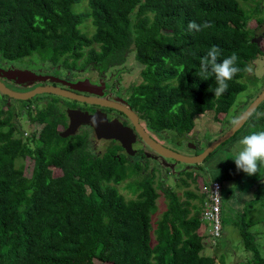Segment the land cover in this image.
<instances>
[{"label":"trees","instance_id":"obj_1","mask_svg":"<svg viewBox=\"0 0 264 264\" xmlns=\"http://www.w3.org/2000/svg\"><path fill=\"white\" fill-rule=\"evenodd\" d=\"M260 11L258 0H0V49L10 57L38 54L105 67L133 52L142 66L133 96L150 128L184 137L198 117L213 114L223 121L219 129L226 126L223 133L253 99L243 96L238 104L255 79L242 70L216 98L209 91L215 78L196 75L199 61L217 46L221 59L236 53L241 69L252 68L264 50L252 42L247 24ZM192 21L212 26L190 31ZM262 122L264 115L254 119L258 127ZM83 143L81 136L61 138L52 123L23 140L0 122V264H219L222 237L213 243L202 231L209 228L203 215L211 185L204 173L176 169L181 197L155 170L141 177L142 166L131 163L134 169L127 171L110 150L94 156ZM204 162L194 166L203 170ZM131 178L128 192L120 191ZM158 188L168 206L153 221ZM252 209L254 203L246 204L243 212ZM241 234L246 248L256 251L255 236Z\"/></svg>","mask_w":264,"mask_h":264},{"label":"flooded vegetation","instance_id":"obj_2","mask_svg":"<svg viewBox=\"0 0 264 264\" xmlns=\"http://www.w3.org/2000/svg\"><path fill=\"white\" fill-rule=\"evenodd\" d=\"M258 2L263 10L264 0H258ZM250 5L254 6L255 4L250 3ZM247 26L252 29V42H255L261 50H264V18L261 15L258 19L252 18ZM84 62V60L74 61L73 59L52 61L44 59L38 54L23 58L10 57L5 56L0 49V86L4 85L13 93H28L39 87L52 86L68 90L79 96L115 102L131 109L136 114L134 116L136 122L125 112L101 103L81 101L51 92L39 93L27 99H21L0 89V122L4 124V128L15 127L16 136L26 140L28 136L29 138L32 136L36 129L38 131L44 130L47 123L56 124V132L61 138L71 139L81 136L85 149L94 156L100 155L96 150L93 152L92 142L95 140L98 143H105L107 147L103 154L110 150L113 153L112 156L118 158L119 161H123L124 165L132 163L142 166L141 173L148 170L151 160L162 164V166L165 165L167 168L172 167L174 171H177L180 162L165 158L153 150L138 132L137 123L154 140L171 150L180 152L188 149L193 152L192 155H195L206 148L203 146L201 149V142L204 139L198 138L193 142L190 140L192 131L184 137H180L171 130L156 131L150 128L138 108L137 98L133 96L135 93L134 87L142 80L141 71H139L141 80H138L132 88H124L120 84L123 75L132 71L125 66L126 60L119 65L115 64L107 67L102 64L98 65L93 61L85 64ZM253 75V70L247 73V76L254 79ZM69 110L96 115L100 118L105 117L109 122L117 123L114 128H118V124L121 123L126 128L131 129L134 132L135 140H133L130 150L128 151L119 140L99 138L91 123H81L77 126L74 134L63 137L61 134L66 131L72 121ZM259 113H264V109ZM44 115L46 116L45 119H43ZM23 119L27 123L26 130L22 128ZM254 119H257V116ZM263 124L264 122L259 124L261 128L263 127L262 129H264ZM203 143H206V140ZM147 148L151 152H147ZM199 150L201 151L199 152ZM188 167L190 169L196 168L194 165L184 164L182 170ZM159 168L157 164H154L149 172L155 170L157 175V172L160 171ZM161 179L163 178L161 177Z\"/></svg>","mask_w":264,"mask_h":264},{"label":"rangeland","instance_id":"obj_3","mask_svg":"<svg viewBox=\"0 0 264 264\" xmlns=\"http://www.w3.org/2000/svg\"><path fill=\"white\" fill-rule=\"evenodd\" d=\"M242 6L247 12L251 11V8H247L246 3H242ZM260 15L264 18V7L263 10L261 9L258 16L255 15L254 18L256 19L257 17L258 19ZM85 27L89 29V35H91L92 25L90 21H87L85 23ZM82 60L83 59L79 61ZM125 63V66L128 69H131L132 71L123 75L120 84L124 88H132L138 82V80H141V77L139 76V71L142 70V66L139 64V62L135 60L133 52L128 54ZM252 69L256 85H253L252 87L240 93L238 104L241 103L240 100L243 98V96L247 98L250 96H254L253 98H255L257 94L260 93V91L264 88V55L259 56L257 57V59H255V61L252 63ZM253 89L255 93L253 92ZM263 109L264 104L253 115V117L248 120V122L241 129V131L236 133V135H234L228 141L223 143L210 156L207 157L204 162L203 170L201 168H194L193 170L196 174L204 173L208 182H212L213 180H219L223 183L222 220L224 232L226 234L222 236L220 240V245H218L223 250V256L221 258H217V262L219 264H259L261 262L260 257L264 258V174L249 176L243 171H239L237 169L233 159L222 161L223 159L227 158L228 154L231 151H233L240 138H242L244 135H247L252 130L261 129V126L258 127L254 125V118L256 117V114L260 111H263ZM243 111L244 110L240 109L236 114H234L235 116H239ZM201 117L202 116L198 117V119L196 120V127L191 133L192 136L190 140L192 142L198 138L206 140V143H203L204 140L201 142L202 149L203 146L207 147L212 140L222 134V131L226 128V126H222L221 129H219L220 125L223 124V121H219V123L215 121L213 119V114L208 116L207 114H205L202 118ZM22 128L23 130L27 129V123L24 119L22 120ZM92 146L95 148L92 149L93 152L96 150L101 156L105 148L107 147V144L101 142L98 143L94 140L92 142L91 147ZM147 152H151L150 149L147 148ZM180 153L185 155L193 154V152L188 149H184L180 151ZM25 162L26 159L24 160V163ZM154 164H157L158 167H160V171L157 172V176H159L158 179H160L161 177L165 178V185H169L174 190L179 191L181 193V197H184L185 195H183V191L178 188V185L180 183V181L177 180L178 174L172 169V167L167 168V166H162V164L151 160L147 168L148 170L146 172H149L150 168L154 167ZM183 167V163L178 164L179 170ZM126 169L127 171H131L132 169H134V166L127 165ZM140 175H142L141 177H143V173H141ZM141 177L139 176L137 177V179H141ZM183 177L185 178L186 175H183ZM132 180L133 178L122 183L119 186L120 191H122L123 193L128 192V190H126L124 186ZM189 182L191 183V191L200 195V191L196 187L197 184L195 182H191V180H189ZM158 191L161 196L157 202L158 211L153 216V221L159 220L162 216V213L167 209L168 206V198H166L165 193L160 188H158ZM245 194L246 197L244 198ZM259 197L261 198L259 199ZM236 199L238 202H240L239 204H237L238 206H241L242 204L246 203L248 205L250 203H254L255 209H252L246 213L239 212V209L237 208L235 202ZM198 202L199 200L196 203ZM202 231L204 232L206 231V229H202ZM242 231L248 233L251 232L255 236V242L257 244L256 251H252L251 249L246 248L243 243V235L241 234ZM212 251L216 252L217 249L214 247Z\"/></svg>","mask_w":264,"mask_h":264},{"label":"water","instance_id":"obj_4","mask_svg":"<svg viewBox=\"0 0 264 264\" xmlns=\"http://www.w3.org/2000/svg\"><path fill=\"white\" fill-rule=\"evenodd\" d=\"M0 89L5 93L12 94L13 96L19 97L21 99H27L39 93L51 92V93H57L67 97L79 99L81 101L101 103L103 105L115 107L125 112L136 122V118L134 117L136 114L131 109L126 108L121 104L111 101L106 102L105 100L95 99L91 97L79 96L73 92L60 89L57 87H52V86L39 87L36 90H33L28 93H13L4 85L0 86ZM263 103H264V88L260 91V93L257 94L255 98L251 100V102L246 106L244 111L239 115V117L244 120V124L239 129L234 130L233 126L231 125L228 130H226L222 135H220L215 140H213L201 153L195 155H185L178 151H174L165 147L161 143L154 140L148 132H146L141 126L138 125V123H137V127H138L137 130L144 139V141L157 153H159L165 158H171L177 162L185 163L188 166H191L194 164L203 163L204 160L210 154H212L218 147H220L223 143H225L230 138H232L241 128H243V126L246 124V122L249 120L252 114ZM69 114L72 121L69 127L66 129V131L61 134L63 137H67L71 134H74L76 132L77 126L85 122V123L93 124L97 136L99 138L119 140L128 151L131 148V144L133 140H135L134 132L131 129H128L125 126H123L121 123L118 124V128H114V125H116L117 123L109 122V120L105 117L100 118L96 115H89L88 113H83L76 110H69ZM130 138L132 139L130 140ZM189 168L190 167H188L187 169Z\"/></svg>","mask_w":264,"mask_h":264},{"label":"clouds","instance_id":"obj_5","mask_svg":"<svg viewBox=\"0 0 264 264\" xmlns=\"http://www.w3.org/2000/svg\"><path fill=\"white\" fill-rule=\"evenodd\" d=\"M211 26L212 25L207 21L199 24L192 21L189 22L188 29L190 31L195 30L199 32ZM193 55H195V53H193ZM221 57L222 50L217 46H212L206 54L200 58V66L196 72V75L202 80H208L212 77L215 78L216 87L214 89L210 88L209 91H213L216 98L228 91L229 82L233 81L242 70L246 72H252L253 70L250 66L241 69L238 65L239 57L236 53H232L230 56L224 57L223 59H221ZM179 71H184L183 65L179 67ZM233 108H235V105ZM261 115H264V113H257V119H259ZM230 123L234 130H237L244 124V120L236 116L231 119ZM228 159H233L237 169L249 176L264 174V129L252 130L247 135L240 138L233 151L222 161Z\"/></svg>","mask_w":264,"mask_h":264},{"label":"built area","instance_id":"obj_6","mask_svg":"<svg viewBox=\"0 0 264 264\" xmlns=\"http://www.w3.org/2000/svg\"><path fill=\"white\" fill-rule=\"evenodd\" d=\"M223 183L219 180L211 182L209 190V201L206 204V210L203 220L209 223V228L205 232L212 237L213 243H216L223 234L222 206H223Z\"/></svg>","mask_w":264,"mask_h":264},{"label":"crops","instance_id":"obj_7","mask_svg":"<svg viewBox=\"0 0 264 264\" xmlns=\"http://www.w3.org/2000/svg\"><path fill=\"white\" fill-rule=\"evenodd\" d=\"M214 140H215V139H214ZM212 141H213V140H212ZM212 141H211V142H212ZM209 144H210V143H209ZM247 196H248V195H247ZM245 197H246V194L244 195V198H245ZM235 202H236V206H237V208L239 209V212L242 213V212H243V208H244V206H245L247 203H246V204H242L241 206H238L237 204H239L240 202H238L237 199L235 200ZM225 234H226V233L224 232V235H225Z\"/></svg>","mask_w":264,"mask_h":264}]
</instances>
